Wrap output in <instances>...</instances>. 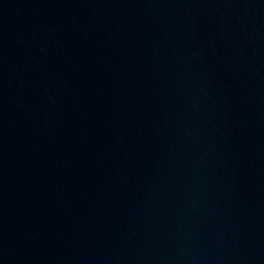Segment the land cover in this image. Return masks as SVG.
<instances>
[{
    "label": "water",
    "instance_id": "water-1",
    "mask_svg": "<svg viewBox=\"0 0 264 264\" xmlns=\"http://www.w3.org/2000/svg\"><path fill=\"white\" fill-rule=\"evenodd\" d=\"M0 264H264V0H0Z\"/></svg>",
    "mask_w": 264,
    "mask_h": 264
}]
</instances>
